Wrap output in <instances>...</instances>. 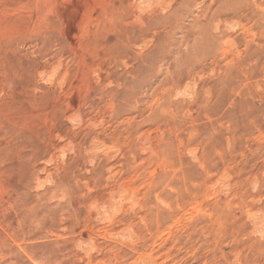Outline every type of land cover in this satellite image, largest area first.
<instances>
[{
    "label": "rangeland",
    "instance_id": "obj_1",
    "mask_svg": "<svg viewBox=\"0 0 264 264\" xmlns=\"http://www.w3.org/2000/svg\"><path fill=\"white\" fill-rule=\"evenodd\" d=\"M0 264H264V0H0Z\"/></svg>",
    "mask_w": 264,
    "mask_h": 264
}]
</instances>
